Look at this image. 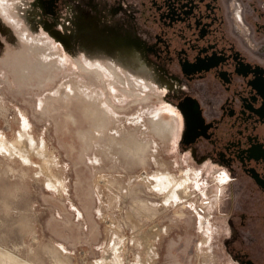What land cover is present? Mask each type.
I'll return each instance as SVG.
<instances>
[{
  "label": "rangeland",
  "instance_id": "1",
  "mask_svg": "<svg viewBox=\"0 0 264 264\" xmlns=\"http://www.w3.org/2000/svg\"><path fill=\"white\" fill-rule=\"evenodd\" d=\"M35 3L0 0V264H235L221 245L223 170L180 154L135 36L72 42L66 18V48ZM160 175L188 181L176 202L154 188ZM194 186L203 214L180 202Z\"/></svg>",
  "mask_w": 264,
  "mask_h": 264
},
{
  "label": "flooded vegetation",
  "instance_id": "2",
  "mask_svg": "<svg viewBox=\"0 0 264 264\" xmlns=\"http://www.w3.org/2000/svg\"><path fill=\"white\" fill-rule=\"evenodd\" d=\"M35 4L45 27L65 35L62 21H71L72 42L97 45L109 35L115 41L122 30L135 36L142 70L165 87L163 100L175 112L180 154L199 170L228 176L220 212L224 252L235 264H264V0ZM226 179L219 174V184Z\"/></svg>",
  "mask_w": 264,
  "mask_h": 264
},
{
  "label": "bare ground",
  "instance_id": "3",
  "mask_svg": "<svg viewBox=\"0 0 264 264\" xmlns=\"http://www.w3.org/2000/svg\"><path fill=\"white\" fill-rule=\"evenodd\" d=\"M147 178L148 177H146L145 179L147 181H149V179H147ZM150 179L154 180V183H155V187L154 188L156 190H159V191H163L164 190L165 192H167L168 195H169V197H168L169 199L168 200L172 201V202H176V199L178 197L177 194H176L177 189H179V187L181 185L185 186L188 183V181H186V180L183 181L184 179H182V182H181V181L174 180V178H172L170 176H163V175H160L159 177L150 178Z\"/></svg>",
  "mask_w": 264,
  "mask_h": 264
},
{
  "label": "built area",
  "instance_id": "4",
  "mask_svg": "<svg viewBox=\"0 0 264 264\" xmlns=\"http://www.w3.org/2000/svg\"><path fill=\"white\" fill-rule=\"evenodd\" d=\"M191 172V171H190ZM192 173V172H191ZM220 175H226V181L224 182V183H218V185L219 186H224V185H226V183L228 182V176H227V174L224 172V171H221V173H219ZM219 174L217 175V178H219ZM188 177V176H191V177H193V175L192 174H189L188 176L187 175H184V177ZM197 177H199V176H197L196 175V177H195V181H196V179H197ZM183 178V177H182ZM216 181H217V179H216ZM196 184H197V181H196ZM193 186V185H195V184H189V188H190V186ZM198 186V185H197ZM195 187V186H194ZM183 191V190H182ZM188 192H189V196L188 197H186V196H183V197H186V198H181L180 199V202H183L182 203V206H185L186 204H187V202L188 201H190V200H195V201H199V202H201V205H198V211L200 212V214H203L204 213V210H205V208L207 207V205L209 204V202H210V200L209 199H207V194L205 193V190L204 191H201V187L199 186V187H195V191L194 192H191V191H189V190H187ZM196 192L198 193V195H196ZM194 198V199H193Z\"/></svg>",
  "mask_w": 264,
  "mask_h": 264
},
{
  "label": "water",
  "instance_id": "5",
  "mask_svg": "<svg viewBox=\"0 0 264 264\" xmlns=\"http://www.w3.org/2000/svg\"><path fill=\"white\" fill-rule=\"evenodd\" d=\"M44 29L46 30V32H48V34L57 42H59L62 46L64 47H68L69 43L68 40L58 31H54L53 29L48 28L47 26L45 27L44 25Z\"/></svg>",
  "mask_w": 264,
  "mask_h": 264
}]
</instances>
